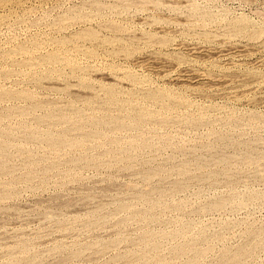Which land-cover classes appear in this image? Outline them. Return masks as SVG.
Here are the masks:
<instances>
[{"label":"rangeland","instance_id":"374dc122","mask_svg":"<svg viewBox=\"0 0 264 264\" xmlns=\"http://www.w3.org/2000/svg\"><path fill=\"white\" fill-rule=\"evenodd\" d=\"M190 1L0 0V264H264V0Z\"/></svg>","mask_w":264,"mask_h":264},{"label":"bare ground","instance_id":"6f19581e","mask_svg":"<svg viewBox=\"0 0 264 264\" xmlns=\"http://www.w3.org/2000/svg\"><path fill=\"white\" fill-rule=\"evenodd\" d=\"M189 1H190V0H189ZM245 1H246V0H245ZM252 1H253V0H252ZM158 2H159V1H158ZM186 2H187V1H185L183 4H185ZM190 2H191V1H190ZM194 2H195V1H194ZM194 2H193V3H194ZM196 2H197V1H196ZM206 2H207V1H206ZM240 2H241V1H240ZM126 3H127V2H126ZM180 3H181V2H180ZM198 3H199V1H198ZM204 3H205V2H204ZM207 3H208V2H207ZM144 4H145V3H144ZM170 4H171V3H170ZM181 4H182V3H181ZM199 4H200V3H199ZM202 4H203V3H202ZM171 5H172V4H171ZM178 5H180V4H178ZM191 5H192V4H191ZM208 5H209V4H208ZM199 6L202 7V5H199ZM204 8H205V7H204ZM208 8H209V7H208ZM180 9H181V8H180ZM197 9H199V8H197ZM205 9L207 10V8H205ZM125 10H126V9H125ZM175 10H176V9H175ZM186 10H187V9H186ZM206 10H205V11L203 10V11L205 12V14H206ZM208 10H209V9H208ZM183 11H184V10H183ZM197 12H198V10H197ZM200 12H201V11H200ZM211 12H212V11H211ZM220 12H221V11H220ZM220 12H219V13H220ZM224 12H225V11H224ZM224 12H223V14H222V13H220V14H222V15L225 16V15H226V14H225L226 12H225V13H224ZM201 13H202V12H201ZM195 14H196V12H195ZM195 14H194V15H195ZM202 14H203V13H202ZM205 14H203V15H205ZM208 14H209V12H208ZM216 14H217V12H216ZM216 14H215V15H216ZM210 15H212V17H213V13H211ZM197 16H198V15H197ZM224 16H223V17H224ZM237 16H238V15H237ZM261 16L263 17V15H260V17H261ZM198 17H199V16H198ZM198 17H197V18H198ZM204 17H205V16H204ZM204 17H203V18H204ZM220 17H221V16H220ZM227 17H228V16H227ZM235 17H236V16H235ZM238 17H239V16H238ZM243 17L246 18L245 16H243ZM247 17H248V16H247ZM175 18H177V17H175ZM184 18H185V17H184ZM199 18H200V17H199ZM199 18H198V19H199ZM205 18H206V17H205ZM213 18H214V17H213ZM201 19H202V18H201ZM206 19H207V18H206ZM206 19H205V20H206ZM208 19H209V18H208ZM211 19H212V18H211ZM226 19H227V18H226ZM229 19H230V18H229ZM232 19H233V18H232ZM189 20H190V19H189ZM189 20L187 19V23H186V24H188ZM213 20H214V19H213ZM220 20H221V19H220ZM230 20H231V19H230ZM239 20H240V18H239ZM248 20H250V19H248ZM145 21H146V20H145ZM175 21H176V20H175ZM175 21H174V22H175ZM227 21H228V20H227ZM240 21H242V20H240ZM149 22H150V21H149ZM197 22H198V21H197ZM201 22H202V21H201ZM206 22H207V21H206ZM208 22H209V21H208ZM212 22H213V21H212ZM217 22H218V21H217ZM219 22H220V21H219ZM233 22H234V21H233ZM233 22H232V23H233ZM237 22H238V21L236 20V24H238ZM249 22L251 23V21H249ZM175 23H177V22H175ZM183 23H185V20L183 21ZM183 23H182V24H183ZM191 23H192V21H191ZM214 23H215V21H214ZM242 23H245V22L242 21ZM177 24H179V23H177ZM189 24H190V23H189ZM189 24H188V26H189V28H190V25H191V24H190V25H189ZM194 24H195V23H194ZM204 24H205V21H204ZM206 24H207V23H206ZM215 24H216V23H215ZM221 24H222V22H221ZM239 24H240V23H239ZM239 24H238V25H239ZM179 25H180V24H179ZM195 25H196V24H195ZM207 25H208V24H207ZM213 25H214V24H213ZM213 25H212V26H213ZM228 25H229V24H228ZM242 25H243V24H242ZM257 25H258V24H257ZM200 26H201V25H200ZM235 26H237V25H235ZM115 27H116V25H115ZM117 27H118V26H117ZM191 27H192V25H191ZM205 27H207V26H204V28H205ZM231 27H232V26H231ZM252 27H254V26H252ZM252 27H251V28H252ZM184 28H185V27H184ZM186 28H188V27H186ZM208 28H209V27H208ZM208 28H207V29H208ZM219 28H220V27H219ZM240 28H241V32H242V28H243V26L240 27ZM245 29H246V27H245ZM248 29H249V27H248ZM117 30H118V28H117ZM184 30H185V29H184ZM188 30H189V29H188ZM203 30H204V29H203ZM252 30H253V28H252ZM263 30H264V29H263ZM175 31H176V30H175ZM186 31H187V30H186ZM186 31H185V32H186ZM201 31H202V30H201ZM201 31H200V32H201ZM207 31H208V30H207ZM210 31H211V30H210ZM224 31H225V30H224ZM83 32H84V31H83ZM188 32H189V31H187V33H188ZM191 32H193V31H191ZM191 32H190V34H191ZM200 32H199V33H200ZM202 32L204 33V31H202ZM213 32H214V31H213ZM230 32H231V31H230ZM230 32H229V33H230ZM256 32H257V31H256ZM170 33H171V32H170ZM176 33H177V32H176ZM181 33H182V32H181ZM214 33H215V32H214ZM237 33H238V32H237ZM245 33H246V32H245ZM249 33H250V32H249ZM79 34H80V33H79ZM81 34H83V33H81ZM81 34H80V35H81ZM90 34H91V33H90ZM92 34H93V32H92ZM193 34H194V33H193ZM230 34H231V33H230ZM238 34H239V33H238ZM85 35H87V34H85ZM198 35H199V34H198ZM206 35H207V34H206ZM208 35H209V34H208ZM208 35H207V36H208ZM215 35H216V34H215ZM240 35H241V34H240ZM255 35H256V34H255ZM185 36H187L186 38L189 37L188 35H185ZM203 36H204V35H203ZM211 36H213V33H212ZM226 36H227V34H226ZM236 36H239V35H236ZM243 36H244V35L242 34V37H243ZM253 36H254V35H253ZM253 36H252V37H253ZM75 37H76V35H75ZM77 37H78V36H77ZM77 37H76V38H77ZM214 37H215V36H214ZM244 37H246V36H244ZM196 38H197V37H196ZM208 38H209V37H208ZM228 39H229V38H228ZM255 39H257V37H255ZM263 39H264V38H263ZM195 40H196V39H195ZM211 40H212V39H211ZM202 41H203V40H202ZM206 41H210V40L208 39V40H206ZM252 41H254V40H252ZM256 41H257V40H256ZM193 42H194V41H193ZM261 42H262V40H261ZM194 43H195V42H194ZM196 43H197V42H196ZM198 43H199V42H198ZM200 43H201V41H200ZM200 43H199V44H200ZM247 43H248V42H247ZM203 44H204V43H203ZM251 44H252V43H251ZM259 44H260V43H259ZM183 45H184V44H183ZM191 45H192V44H191ZM201 45H202V44H201ZM263 45H264V44H263ZM252 46H253V45H252ZM259 47H260V46H259ZM262 47H263V46H262ZM205 48H206V46H205ZM237 48H238V47H237ZM190 49H191V48H190ZM229 49H230V48H229ZM226 52H227V51H226ZM53 53H54V52H53ZM243 53H244V52H243ZM255 53H256V52H255ZM257 54H259V53H257ZM53 55H54V54H53ZM53 55H50V56H51V59H52V56H53ZM216 55H217V54H216ZM56 56L58 57L59 55H56ZM57 57H56V58H57ZM203 57H204V56H203ZM54 58H55V56H54ZM247 58H248V57H247ZM47 59H48V58H46V61H47ZM149 59H150V58H149ZM149 59H148V60H149ZM152 59H153V58H152ZM52 60H53V59H52ZM52 60H51V61H52ZM55 60H56V59H55ZM243 60H244V59H243ZM53 61H54V60H53ZM48 62H49V61H48ZM219 68H220V67H219ZM248 79H249V78H248ZM131 80H132V79H131ZM81 81H82V80H81ZM223 83H224V82H223ZM225 83H226V82H225ZM83 84H84V83H83ZM254 84H255V83H254ZM240 86H241V85H240ZM253 86H254V85H253ZM249 87H250V86H249ZM102 88H103V87H102ZM108 88H109V87H108ZM108 88L106 87V89H108ZM142 88H143V87H142ZM110 89H111V88H110ZM161 90H162V89H161ZM106 91H107V90H106ZM106 91H105V93H106ZM112 91H113V90H112ZM112 91H107V94L111 93ZM154 91H155V89H154ZM162 91H164V90H162ZM162 91H161V92H162ZM10 92H11V91H10ZM156 92H157V90H156ZM161 92H160V93H158V92H157V93L153 92V93H150V94H149V92H148L147 94H149V97H151V99H152V101H153V98H154V100H155V99L159 98L160 95L163 94V92H162V94H161ZM164 92H165V91H164ZM166 92H169V91L166 90ZM166 92H165V93H166ZM232 92H233V91H232ZM247 92H248V91H247ZM13 93H14V92H13ZM13 93H12V94H13ZM165 93H164V94H165ZM169 93H170V92H169ZM233 93H234V92H233ZM241 93H242V92H241ZM1 94H2V93H0V95H1ZM3 94L6 96V94H5L4 92H3ZM8 94H9V91H8ZM10 94H11V93H10ZM12 94H11V95H12ZM22 94H23V93H22ZM25 94H26V93H25ZM112 94H113V92H112ZM112 94H110V95L112 96ZM133 94H134V93H133ZM164 94H163V95H164ZM166 94H168V93H166ZM166 94H165L164 96H166ZM170 94H171V93H170ZM170 94H168V95H170ZM16 95H17V94H16ZM19 95H21V94H18V97H19ZM28 95H29V94H28ZM114 95H116V94H114ZM168 95H167V97H164V99H165V98H168V99H169ZM1 96H2V95H1ZM13 96H14V95H13ZM111 96H108V97H106V98L108 99V98H110ZM146 96H147V95H146ZM171 96H173V97H171V98L174 99V95H171ZM2 97H3V96H2ZM2 97H1V98H2ZM8 97H9V95H8ZM16 97H17V96H16ZM18 97H17V98H18ZM22 97H23V96H22ZM25 97H26V96H25ZM29 97H30V95H29ZM112 97H113V96H112ZM1 98H0V99H1ZM12 98H13V97H12ZM106 98H105V99H106ZM114 98H116V97L114 96ZM145 98H146V97H145ZM145 98H144V99H145ZM175 98H176V97H175ZM244 98H245V97H244ZM4 99H5V98H4ZM14 99H16V98L14 97ZM24 99H27V98H24ZM151 99H150V100H151ZM162 99H163V96H162V98L159 99V100H162ZM168 99H167V101H168ZM173 99H170V100L174 101ZM181 99H182V98H181ZM9 100H10V98H9ZM112 100H114V99H112ZM145 100H146V99H145ZM148 100H149V99H148ZM150 100H149V101H150ZM159 100H158V101H159ZM170 100H169V101H170ZM262 100H263V99H262ZM88 101H89V100H88ZM107 101H109V99H108ZM158 101H157V102H158ZM169 101H168V102H169ZM150 102H151V101H150ZM153 102H154V101H153ZM155 102H156V101H155ZM159 102H160V101H159ZM161 102H163V105L165 104V103H164V100L161 101ZM165 102H166V100H165ZM168 102H167V104H168ZM33 103L35 104L36 102H33ZM37 103H38V102H37ZM108 103H110V102H108ZM113 103H114V102H113ZM170 103H171V102H170ZM170 103H169V104H170ZM173 103H175V102H172V104H173ZM132 104H133V103H132ZM132 104H131V105H132ZM167 104H166V105H167ZM31 105H32V104H31ZM36 105H37V104H36ZM38 105H39V103H38ZM128 105H129V103H128ZM131 105H130V106H131ZM136 105H137V104H136ZM136 105H134V106H136ZM170 105H171V104H170ZM46 106H47V105H46ZM46 106H45V109H46ZM114 106H115V105H114ZM116 106H117V105H116ZM118 106H119V105H118ZM134 106L132 105V108H133ZM36 107H37V106H36ZM42 107H43V106H42ZM119 107H120V106H119ZM126 107H129V106H126ZM136 107H137V109H138V106H136ZM139 107H140V106H139ZM161 107H162V106H161ZM165 107H169V106H165ZM173 107H174V106H173ZM31 108L33 109V107H31ZM43 108H44V107H43ZM47 108L49 109L50 107H47ZM140 108H141V107H140ZM144 108H145V107H144ZM34 109H35V108H34ZM48 109H47V111H48ZM121 109H123V107H121ZM124 109H126V108H124ZM124 109H123V110H124ZM165 109H166V108H165ZM5 110H6V109H5ZM10 110H11V107H10V109L8 110V112H12V111H10ZM13 110H14V108H13ZM17 110H19V108H18ZM17 110H15V111L18 113ZM20 110H21V109H20ZM29 110H30V109H29ZM50 110H51V109H50ZM82 110H83V109H82ZM127 110H128V109H127ZM127 110H126V111H127ZM135 110H136V109H135ZM135 110H134V111H135ZM138 110H140V109H138ZM141 110L143 111V110H146V109H143V107H142ZM21 111H22V110H21ZM23 111H24V110H23ZM124 111H125V110H124ZM128 111H131V112H132L133 110L129 108ZM128 111H127V112H128ZM134 111H133L132 113H134ZM142 111H141V112H142ZM6 112H7V111H6ZM8 112H7V113H8ZM24 112H25V111H24ZM44 112H45V114H48L46 111H44ZM49 112H50V111H49ZM76 112H77V111H76ZM141 112L139 111V114H137V115H138V118H141V119H139V120H142V117L145 115L144 113L141 114ZM144 112H145V111H144ZM4 113H5V112H4ZM14 113H15V112H14ZM20 113H21V112H20ZM74 113H75V112H74ZM74 113H73V114H74ZM79 113H80V111H79ZM123 113H125V112H123ZM137 113H138V111H137ZM150 113H151V112H150ZM12 114H13V113H12ZM49 114H50V113H49ZM51 114H52V112H51ZM62 114H63V113H62ZM62 114H61L60 117H58L59 120H61V117H62V116L64 117V115H65V114H63V115H62ZM66 114H67V113H66ZM70 114H71V113H70ZM75 114H76V116H75V115H74V116L77 117L78 114H77V113H75ZM102 114H103V113H102ZM125 114H126V113H125ZM135 114H136V111H135ZM147 114H148V110H147ZM151 114H152V113H151ZM151 114H150V115H151ZM4 115H5V114H4ZM21 115H23V114L21 113ZM39 115H40V114H39ZM53 115H54V114H53ZM55 115H56V114H55ZM55 115H54V118H55ZM68 115H69V114H68ZM81 115H82V114H81ZM107 115H109V114H107ZM128 115H131V114L129 113ZM128 115H127V116H128ZM8 116H9V114H8ZM66 116H67V115H66ZM74 116H73V117H74ZM78 116L82 118V116H80V115H78ZM109 116L111 117L112 115H109ZM109 116H108L107 119H108V120H111L112 118H109ZM120 116H122V115H120ZM125 116H126V115H125ZM152 116H153V115H152ZM152 116L150 117L151 119H152ZM155 116H156V115H154V117H155ZM42 117H43V116H42ZM69 117H71V116H69ZM79 117H77V118H79ZM91 117H92V115H91ZM105 117H106V115H105ZM112 117H114V116H112ZM148 117H149V116H148ZM156 117L158 118V116H156ZM184 117H185V116H184ZM43 118H44V117H43ZM51 118H52V117H51ZM54 118H53V120H54ZM67 118H68V116H67L66 118H64V119H66V122L71 121V120H67ZM71 118H72V117H71ZM71 118H70V119H71ZM81 118H80V119H81ZM84 118H85V117H84ZM115 118H116V117H115ZM130 118H131V117H130ZM157 118H155V119H157ZM166 118H167V117H166ZM194 118H195V117H194ZM47 119H48V117H47ZM80 119H78V120L80 121ZM104 119H105V118H104ZM107 119H106V120H107ZM123 119H124V118H123ZM127 119H128V118H127ZM127 119H125V120H127ZM145 119H147V117H146ZM162 119H163V118H162ZM184 119H187V118L185 117ZM190 119H191V118H190ZM190 119L188 118L187 120L189 121ZM41 120H42V119H41ZM55 120H56V119H55ZM55 120H54L52 123H55ZM62 120H63V118H62ZM72 120H73V119H72ZM74 120L76 121V119H74ZM74 120H73V121H74ZM82 120H83V119H82ZM87 120H88V119H87ZM87 120H86V121H87ZM93 120H94V119H93ZM98 120L100 121V119H98ZM117 120H118V119H117ZM117 120L115 119V121H117ZM147 120H148V119H147ZM147 120H146V122H147ZM163 120H164V119H163ZM195 120H196V119H195ZM204 120H205V119H204ZM45 121H46V120H45ZM45 121H44V123H45ZM49 121H50V120H47L46 122H49ZM57 121H58V120H57ZM64 121H65V120H64ZM73 121H72V123H73ZM79 121H78V122H79ZM86 121H82V122H85V124L83 123L84 125H86ZM90 121H91V120H90ZM101 121H102V119H101ZM103 121H104V120H103ZM118 121H119V122L121 121V123H123L122 119H121V120H118ZM118 121H117V122H118ZM131 121H133V120H131ZM135 121H136V120H135ZM142 121H143V120H142ZM142 121H141V122H142ZM164 121H165V120H164ZM164 121H163V122H164ZM190 121H191V120H190ZM199 121H200V120H199ZM41 122H42V121H41ZM76 122H77V121H76ZM87 122H88V121H87ZM105 122H106V121H105ZM107 122H108V121H107ZM110 122H111V121H110ZM125 122H126V121H125ZM128 122H129V121H128ZM128 122H126V123H128ZM138 122H139V121H138ZM191 122H192V121H191ZM197 122H198V121H197ZM50 123H51V122H50ZM56 123H57V122H56ZM60 123H62V122H60ZM80 123H81V122H80ZM92 123H94V122H92ZM100 123H101V122H100ZM108 123H109V122H108ZM108 123H107V125H108ZM121 123H120V124H121ZM135 123H137V122H135ZM135 123H134V124H135ZM194 123H195V122H194ZM69 124H70V123H69ZM69 124H68V125H69ZM73 124H74V123H73ZM76 124H77V123H76ZM96 124H97V123H95V125H96ZM101 124H102V123H101ZM101 124H99V125H101ZM104 124H106V123H104ZM113 124H114V122H113ZM124 124H125V123H124ZM132 124H133V123H132ZM132 124H131V122H130L129 127H130V125H132ZM142 124H143V123H142ZM23 125H24V124H23ZM70 125H71V124H70ZM115 125H116V123H115ZM115 125H113V126L115 127ZM117 125H118V124H117ZM137 125H138V126H143V125H139V123H137ZM144 125H145V124H144ZM59 126H60V125H59ZM72 126H75V124L72 125ZM77 126H79V125H77ZM87 126H88V125H87ZM101 126L104 127V125H101ZM113 126H111V127H113ZM133 126H134V125H133ZM81 127H82V124H81ZM88 127H89V126H88ZM102 127H101V128H102ZM105 127H106V125H105ZM105 127H104V128H105ZM109 127H110V126H109ZM116 127L118 128V127H120V126H116ZM121 127H123V126H121ZM124 127H126V126H124ZM129 127H128V128H129ZM135 127H136V126H134L133 128H135ZM25 128H27V127H25ZM29 128H30V127H28L27 131H25V132H29V133H30V130H31V131L33 130V128H31V129L29 130ZM68 128H69V126H68ZM92 128H93V127H92ZM136 128H138V127H136ZM139 128H140V127H139ZM6 129H7V128H6ZM6 129H5V131H6ZM82 129H83V128H81L80 130H82ZM93 129H94V131H95L96 127L93 128ZM98 129H99V127L97 128V130H98ZM108 129H109V128H108ZM130 129H131V127H130ZM7 130H8V129H7ZM13 130H14V129H13ZM25 130H26V129H25ZM28 130H29V131H28ZM77 130H79V129H77ZM114 130H116V129H114ZM114 130H113V131H114ZM2 131H4V130H2ZM22 131H23V130H22ZM53 131H54V130H53ZM53 131H52V132H53ZM70 131H71V130H70ZM70 131H69V132H70ZM74 131H75V130H74ZM82 131H83V130H82ZM82 131H81V132H82ZM88 131H89V130H88ZM100 131H101V130H100ZM100 131H98V132H100ZM102 131L104 132V130H102ZM111 131H112V130H111ZM25 132H23V133L25 134ZM34 132H35V130H34ZM36 132H39V130H38V131L36 130ZM41 132H42V131H41ZM49 132H50V131H49ZM49 132L47 133V135L50 134ZM65 132H66V131H65ZM71 132H72V131H71ZM3 133L5 134V132H3ZM9 133L12 134L11 131H10ZM60 133H61V131H60ZM63 133H64V132H63ZM84 133H85V131H84ZM91 133H92V132H91ZM108 133H109V132H108ZM11 134H10V135H11ZM30 134H31V133H30ZM30 134H28V135H30ZM32 134H33V133H32ZM42 134H43V133H42ZM52 134H53V133H52ZM52 134H50V135H52ZM55 134H56V133H55ZM67 134H68V133H67ZM67 134H66V135H67ZM101 134H103V133L101 132ZM101 134H100V135H101ZM104 134H105V133H104ZM104 134H103V136H104ZM106 134H107V132H106ZM106 134H105V135H106ZM109 134H110V133H109ZM0 135H1V133H0ZM2 135H3V134H2ZM2 135H1V138H3V136H4V135H3V136H2ZM5 135H6V134H5ZM26 135H27V134H26ZM35 135H36V134H35ZM39 135H41V134H39ZM66 135L63 134V136H66ZM80 135H81V134H80ZM86 135H87V134H86ZM94 135H95V134H94ZM100 135H99L98 137H99L100 139H102L103 136H100ZM107 135H108V134H107ZM107 135H106V137L108 138ZM6 136L8 137L9 134H7ZM12 136H13V135H12ZM12 136H10V138H11ZM32 136H33V135H32ZM36 136H37V135H36ZM36 136H34V137H36ZM48 136H49V135H48ZM48 136H47V138H48ZM54 136H55V135H54ZM54 136H53V137H54ZM57 136L59 137V135H57ZM68 136H70V135L68 134L67 137H68ZM89 136H91V135H89ZM89 136H88V137H89ZM95 136H96V135H95ZM25 137H26V136H25ZM27 137H28V136H27ZM29 137H30V136H29ZM34 137H33V138H34ZM38 137H39V136H38ZM60 137L62 138V135H61ZM67 137H66V140H68V142L65 141V139H64L65 137L63 138V140L65 141V143L70 144L72 141H74V139H72V138H73L72 136H71L70 140H69V137H68V138H67ZM83 137H84V136H83ZM83 137L81 138L82 141H83V139L85 138V137H84V138H83ZM92 137H94V136L92 135ZM92 137H91V138H92ZM98 137H97V138H98ZM101 137H102V138H101ZM5 138H6V137H5ZM13 138H14V137H13ZM30 138H31V137H30ZM36 138H37V137H36ZM39 138H40V137H39ZM41 138H42V137H41ZM44 138H45V137H44ZM47 138H46V139H47ZM56 138H57V137H56ZM61 138H57V139H56V142H57L59 139L62 140ZM74 138H75V137H74ZM94 138H96V137H94ZM104 138H105V136H104ZM3 139H4V138H3ZM3 139H0V140L2 141ZM27 139H28V138H27ZM46 139H45V140H46ZM48 139H49V138H48ZM53 139H54V138H53ZM71 139H72V141H71ZM76 139H77V138H76ZM78 139H80V138H78ZM81 139H80V140H81ZM110 139H111V137H110ZM260 139H261V138H260ZM13 140H14V139H13ZM29 140H30V139H29ZM31 140H32V139H31ZM35 140H36V139H35ZM40 140H41V139H40ZM42 140H43V139H42ZM85 140H86V139H85ZM107 140H108V139H107ZM133 140H134V139H133ZM135 140H137V139H135ZM138 140H139V139H138ZM6 141H7V140H6ZM6 141H5V142H6ZM9 141H10V143H11L12 139H11V140L9 139ZM69 141H71V142L69 143ZM76 141H77V140H76ZM109 141H110V143H112V142H113V138H112V142H111V140H109ZM109 141H108V142H109ZM5 142H4V144H5ZM7 142H8V141H7ZM7 142H6V143H7ZM33 142H34V140H33ZM37 142H38V140H37ZM58 142H59V141H58ZM60 142H61V141H60ZM131 142H132V140H131ZM135 142L137 143V141H135ZM0 143H1V142H0ZM10 143H9V144H10ZM27 143H28V142H27ZM43 143H44V142H43ZM63 143H64V142H62V146L64 145ZM73 143H74V142H73ZM73 143H71V145H72ZM78 143L81 144V142H78ZM78 143H76V144H78ZM83 143H84V142H83ZM133 143H134V142H133ZM133 143H131V144L133 145ZM136 143H135L134 145H136ZM230 143H231V142H230ZM239 143H240V142H239ZM45 144H46V143H45ZM60 144H61V143H60ZM74 144H75V143H74ZM79 144H78V145H79ZM129 144H130V143H129ZM6 145H7V144H6ZM12 145H13V146H17V145H14V144H13V141H12ZM71 145H70V146H71ZM134 145H133V146H134ZM141 145H143V144H141ZM13 146H12V147H13ZM38 146H39V145H38ZM47 146H49V145H47ZM50 146H51V144H50ZM50 146H49V147H50ZM60 146H61V145H60ZM60 146H57V147H60ZM67 146H68V145H67ZM129 146H130V145H129ZM228 146H229V145H228ZM1 147H2V146H1ZM1 147H0V148H1ZM8 147H9V145H8ZM17 147H19V146H17ZM22 147H23V146H22ZM49 147H48V148H49ZM64 147H65V146H64ZM64 147H63V149H65ZM79 147H80V145L78 146V148H79ZM130 147H131V146H130ZM134 147H135V146H134ZM134 147H133V148L131 147L132 149H130V150L133 151V150H134ZM248 147H249V146H248ZM5 148H7V147H5ZM20 148H21V145H20ZM52 148H53V147H51L50 149H52ZM54 148H55V147H54ZM72 148H73V147H72ZM249 148H250V147H249ZM249 148L245 147L246 151H245L244 153H246V152H247V149L249 150ZM3 149H4V147H3ZM3 149L1 148V150H3ZM9 149H10V148H9ZM57 149H58V148H57ZM57 149H56V150H57ZM67 149H68V148H67ZM127 149H128V148H127ZM135 149H136V147H135ZM209 149H210V148H209ZM212 149H213V147H212ZM52 150H53V149H52ZM52 150H50V151H52ZM54 150H55V149H54ZM54 150H53V151H54ZM68 150H70V149H68ZM71 150H72V149H71ZM117 150H118V149H117ZM136 150H137V149H136ZM250 150H251V149H250ZM250 150H249V151H250ZM107 151H108V150H107ZM120 151H122V149H121ZM124 151H125V150H124ZM1 152H4V150L1 151ZM112 152H113V151L110 150V153H112ZM115 152H117V151H115ZM122 152H123V151H122ZM128 152H129V150H128ZM128 152L126 151V153H128ZM260 152H261V151H260ZM113 153H114V152H113ZM118 153H119V151H118L116 154H118ZM120 153H121V152H120ZM124 153H125V152H124ZM252 153H253V152H252ZM116 154H115V155H116ZM248 154H249V153H248ZM119 155H120V154H119ZM125 155H126V154H125ZM125 155H122V156L124 157ZM236 155H237V154H236ZM246 155H247V154H246ZM251 155H252V154H251ZM112 156H114V155H112ZM116 156H117V155H116ZM116 156H114L113 159H116V158L118 159V157H121V156H118V157H116ZM127 156H128V154H127ZM127 156H125V157H127ZM7 157H8V156H7ZM90 157H91V156H90ZM90 157H89V158H90ZM115 157H116V158H115ZM129 157H131V156H129ZM249 157H250V156H249ZM91 158H93V156H92ZM91 158H90V159H91ZM121 158H122V157H121ZM121 158H120V159H121ZM232 158H234V157L232 156ZM241 158H242V157H241ZM245 158H246V156H245ZM245 158H243V159L245 160ZM76 159H77V158H76ZM78 159H79V158H78ZM90 159H89V160H90ZM93 159H94V158H93ZM95 159H96V158H95ZM95 159H94L93 161H95ZM124 159L126 160V158H124ZM239 159H240V158H239ZM239 159H238V160H239ZM243 159H242V160H243ZM246 159H247V158H246ZM260 159H261V157H260ZM87 160H88V158H87ZM89 160H88V161H89ZM100 160H101V159H100ZM106 160H107V159H106ZM128 160H129V159H128ZM212 160H213V162H214V159H212ZM234 160L237 161V160H236V157H235ZM234 160H233V161H234ZM244 160H243V161H244ZM28 161H29V160H28ZM68 161H72V160L70 159V160H68ZM68 161H67V162H68ZM73 161H74V160H73ZM73 161H72V162H73ZM75 161H76V160H75ZM88 161H86V163H87ZM93 161H92V162H93ZM121 161H122V160H121ZM126 161H127V160H126ZM126 161H125V162H126ZM2 162H3V161H2ZM95 162H98V160L95 161ZM117 162H118V161H117ZM222 162H223V160H222ZM222 162H221V163H222ZM244 162H245V161H244ZM258 162H259V161H258ZM4 163H5V162H4ZM78 163H79V162H78ZM80 163H82V162H80ZM83 163H84V162H83ZM86 163H84V164H85V165H89V164H91V163H89V164H86ZM98 163H99V162H98ZM98 163H97V164H98ZM122 163H123V162H122ZM215 163H217V161H216ZM218 163H219V161H218ZM221 163H220V164H221ZM225 163H226V162H224L223 164H225ZM228 163H230V162H228ZM240 163H241V162H240ZM248 163H249V161H248ZM256 163H257V162H256ZM0 164H3V163H0ZM5 164H6V163H5ZM74 164H75V163H74ZM84 164H83V165H84ZM92 164H93V163H92ZM195 164H196V163H195ZM223 164H222V165H223ZM226 164H227V163H226ZM71 165H72V164H71ZM198 165H199V163H198ZM204 165H205V164H204ZM228 165H229V164H228ZM228 165H227V166H228ZM7 166H8V165H7ZM7 166H6V167H7ZM202 166H203V164H202ZM217 166H219V165H217ZM225 166H226V165H225ZM1 167H2V166H1ZM3 167H4V165H3ZM184 167H185V166H184ZM229 167H230V166H229ZM217 168H218V167H217ZM2 169H3V168H2ZM7 169H8V168H7ZM221 169H222V168H221ZM224 169H225V168H224ZM228 169H229V168H228ZM31 170H32V169H31ZM183 170H184V169H183ZM187 170H188V169H187ZM8 171H9V170H8ZM32 171H33V170H32ZM217 171L219 172L220 170H217ZM229 171H231V170H229ZM179 172H181V171H179ZM210 172H211V171H210ZM218 172H217V175H218ZM0 173L2 174V171H1ZM5 173H6V172H5ZM8 173H10V172H8ZM188 173H190V172H188ZM213 173H214V172H213ZM229 173H230V172H229ZM3 174H4V173H3ZM182 174H183V173H182ZM184 174H185L184 176H187L186 173H184ZM207 174H208V173H207ZM214 174H215V173H214ZM220 174H222V173H220ZM226 174L228 175V173H226ZM27 175H28V174H27ZM29 175H31L30 172H29ZM188 175H189V174H188ZM190 175H191V174H190ZM224 175H225V174H223L222 176H224ZM159 176H160V175H159ZM218 176H219V175H218ZM26 177H27V176H26ZM148 177H149V176H148ZM204 177H206V176H204ZM225 177H226V176H225ZM28 178H30V177L28 176ZM209 178H210V177H209ZM219 178H221V176H219ZM146 179H147V178H146ZM184 179H185V178H184ZM188 179H189V178H188ZM214 179H215V178H214ZM217 179H218V178H217ZM223 179H224V177H223ZM178 181H179V180H178ZM183 181H184V180H183ZM215 181H216V180H215ZM182 184H183V183H182ZM174 185H175V184H174ZM176 185H177V184H176ZM180 185H181V184H180ZM179 187H180V186H179ZM8 189H9V188H8ZM181 189H182V187H181ZM181 189H180V190H181ZM171 190H172V189H171ZM175 190L177 191L178 189L175 188ZM5 191H6V192H7V191L10 192V190H5ZM176 191H175V192H176ZM6 192H5V193H6ZM177 192H178V191H177ZM3 193H4V192H3ZM8 195H9V194H8ZM142 196H143V195H142ZM144 196H145V195H144ZM146 196H148V195H146ZM1 197H3V196H1ZM144 198H145V197H144ZM216 198H217V197H216ZM218 198H219V197H218ZM232 198H233V197H232ZM235 198H236V197H235ZM141 199H142V198H141ZM147 199H148V197H147ZM147 199H146V200H147ZM219 199H220V198H219ZM219 199H218V200H219ZM224 199H225V198H224ZM224 199L222 198V200H224ZM226 199H230V197H228V198H226ZM226 199H225V200H226ZM142 200H143V199H142ZM146 200H145V201H146ZM220 200H221V199H220ZM220 200H219V201H220ZM240 200H241V199H240ZM145 201L143 200L142 202H145ZM215 201H216V200H215ZM229 201H231V200H229ZM229 201H228V203H229ZM212 202H213V200H212ZM212 202H211V203H212ZM220 202H221V201H220ZM220 202H219V203H220ZM223 202H224V201H223ZM226 202H227V201H226ZM226 202H225V203H226ZM232 202H233V201H232ZM237 202H238V201H237ZM239 202L242 203L241 201H239ZM213 203H215V202H213ZM219 203H218V204H219ZM225 203H224V204H225ZM233 203H234V202H233ZM122 204H123V203H122ZM122 204H121L120 206H122ZM218 204H217V205H218ZM221 204H222V203H221ZM118 205H119V204H118ZM118 205H117V206H118ZM125 205H127V204H125ZM212 205H214V204H212ZM217 205H216V207H217ZM218 206H220V205H218ZM222 206H223V205H222ZM125 207H127V206H125ZM214 207H215V205H214ZM127 208L130 209V207H127ZM211 208H212V207H211ZM217 208H218V207H217ZM121 209H122V208H121ZM203 209H204V208H203ZM207 209H210V206H209V208H207ZM212 209H213V208H212ZM215 209H216V208H215ZM127 210H128V209H127ZM262 229H263V228H262ZM259 230H260V229H259ZM178 231H179V230H178ZM183 231H184V232H187V231H185V229H184ZM179 232H180V231H179ZM181 232H182V229H181ZM181 232H180V233H181ZM182 233H183V232H182ZM182 233H181V235H182ZM146 234H147V233H146ZM150 234H151V233H150ZM150 234H149V235H150ZM171 234H172V233H171ZM171 234H169V237H170ZM173 234H175V232H174ZM176 234H177V232H176ZM176 234H175V235H176ZM183 234H184V233H183ZM260 234H261V233H260ZM262 234H263V232H262ZM177 235H178V234H177ZM181 235H180V238H181ZM142 236H143V235H142ZM152 236H153V235H152ZM166 236H167V235H166ZM172 236H173V235H172ZM261 236H262V235H261ZM174 237H175V236H174ZM178 237H179V236H178ZM182 237H185V236H182ZM186 237H187V236H186ZM189 237H191V236H189ZM258 237H260V236H258ZM151 238H153V237H151ZM151 238L148 237V239H147V237H146L147 240H149V239H151ZM170 238H172V237H170ZM193 238H194V237H193ZM260 238H261V237H260ZM262 238H263V236H262ZM262 238H261V239H262ZM146 239H145V240H146ZM153 239H156V238H153ZM182 239H184V238H182ZM187 239H189V238L187 237ZM190 239H191V238H190ZM190 239H189V242L191 241ZM194 239H197V238H194ZM257 239L259 240V238H257ZM261 239H260V240H261ZM141 240H142V239H141ZM197 240H198V239H197ZM262 240H264V238H263ZM262 240H261V241H262ZM153 241H154V240H153ZM184 241H185L184 243L187 244L186 240H184ZM192 241H193V239H192ZM261 241L259 242V244H260V243L264 244V243H263L264 241H263V242H261ZM154 242H156V240H155ZM150 243L155 244V243H153V242H150ZM256 243H257V242H256ZM256 243H254L255 246H256ZM147 244H148V242H147ZM147 244L145 243V246H146ZM181 244H182V242H181ZM186 244H185V245H186ZM254 244H253V245H254ZM155 245H156V244H155ZM155 245H154V246H155ZM157 245H158V244H157ZM248 245H251V244H248ZM145 246H144V247H145ZM148 246H149V245H148ZM151 246H153V245H151ZM151 246H150V247H151ZM178 246H179V245H177L176 247H178ZM188 246H189V243H188ZM188 246H187V247H188ZM246 246H247V245H246ZM251 246H252V245H251ZM22 247H23V245H22ZM22 247H20V249H21ZM144 247H143V248H144ZM157 247H158V246H157ZM174 247H175V246H174ZM241 247H242V246H241ZM241 247H240L239 250H241ZM244 247H245V246H244ZM249 247H250V246H249ZM152 248H153V247H152ZM159 248H160V246H159ZM172 248H173V247H172ZM179 248H180V247H179ZM182 248H183V247H182ZM182 248H180V249H176V250H182ZM245 248H246V247H245ZM247 248H248V247H247ZM247 248H246V249H247ZM22 249H23V248H22ZM22 249H21V251H23ZM24 249H25V248H24ZM100 249H101V248H100ZM102 249H103V247H102ZM145 249H146V248H144L143 250H145ZM153 249H154V248H153ZM153 249H152V250H153ZM156 249H157V248H156ZM156 249H155L154 251L157 252L159 249H158V250H156ZM243 249H244V248H243ZM152 250H151V252H152ZM172 250H173V252H174L175 248H173ZM176 250H175V251H176ZM184 250H187V249H184ZM184 250H182V251L184 252ZM188 250H189V247H188ZM188 250H187V252H188ZM199 250H200V249H199ZM21 251H19V252H21ZM61 251H62V250H61ZM76 251H77V250H76ZM79 251H80V250H79ZM128 251H129V250H128ZM145 251H147V250H145ZM148 251H150V250H148ZM226 251H227V250H226ZM25 252H26V251H25ZM126 252H127V251H126ZM129 252H132V251H129ZM129 252H127V253L131 255L132 253H129ZM151 252H150V253H151ZM180 252H181V251H180ZM180 252H175V253L177 254V253H180ZM183 252H181V253H183ZM185 252H186V251H185ZM187 252H186V253H187ZM194 252H195V250H194ZM194 252H193V256H194V254H196V252H195V253H194ZM227 252H228V251H227ZM239 252H240V251H239ZM239 252H238V253H239ZM241 252H242V251H241ZM243 252H244V251H243ZM243 252H242V253H243ZM251 252H252V251H251ZM137 253H138V252H137ZM141 253L144 254L143 252H141ZM152 253H153V252H152ZM152 253H151V254H152ZM171 253H172V252H171ZM175 253H174V255H176ZM197 253H198V250H197ZM202 253H203V252H202ZM238 253H237V255H236L237 257H238ZM22 254H23V252H22ZM22 254H21V255H22ZM24 254H25V253H24ZM72 254H74V253H72ZM78 254H79V253H78ZM128 254H127V255H128ZM133 254H134V252H133ZM133 254H132V255H133ZM151 254L148 253V255L146 254V256L150 257L149 255H151ZM156 254H157V253H156ZM156 254H154V255H156ZM198 254H199V253H198ZM203 254H204V253H203ZM225 254H227V253H225ZM225 254H224V256H225ZM240 254H241V253H240ZM249 254H250V252H249ZM123 255L126 256L125 254H123ZM140 255H141V254H140ZM183 255H185V254H183ZM199 255H200V254H199ZM199 255H196V256L198 257ZM204 255H205V254H204ZM246 255H247V254H246ZM73 256H74V255H73ZM76 256H77V254H76ZM79 256H80V255H79ZM79 256H78V257H79ZM124 256H122V257H124ZM128 256H129V255H128ZM134 256H135V255H133L132 258H133ZM152 256H153V254H152ZM179 256H180V255H178V257H179ZM200 256H201V255H200ZM200 256H199L198 259L196 258L197 260H195V258H192V259H194L195 261H198V260H200V258L202 259V257H203V255H202V257H200ZM226 256H227V255H226ZM234 256H235V255H234ZM242 256H244V255H242ZM21 257H22V256H21ZM140 257H141V256H140ZM194 257H195V256H194ZM23 258H24V257H23ZM124 258H125V257H124ZM126 258H127V256H126ZM128 258H130V257H128ZM135 258H136V257H135ZM135 258H134V259H135ZM146 258H147V257H146ZM150 258H151V257H150ZM15 259H18V258H15ZM19 259H21V258H19ZM19 259L16 260V261H19ZM33 259H34V258H33ZM140 259H141V258H140ZM192 259H191V260H192ZM225 259L227 260V259H229V257H227V258L225 257ZM225 259H224V260H225ZM234 259H235V258H234ZM243 259H244V258H243ZM243 259H242V263H243ZM7 260L9 261V259H7ZM7 260H5V261H7ZM141 260H142V259H141ZM146 260H147V259H146ZM191 260H190V261H191ZM194 260H192V261H194ZM236 260H237V259H236ZM236 260H235V261H236ZM5 261H4V262H5ZM8 261H7V262H8ZM11 261H14V260H12V258H11ZM32 261H33V260H32ZM143 261H145V260H143ZM192 261H191V262H192ZM230 261H231V260H230ZM235 261H234V262H235ZM240 261H241V259H240ZM7 262H6V263H7ZM16 263H17V262H16ZM221 263H222V261H221ZM229 263H231V262H229ZM236 263H237V262H236ZM238 263H239V262H238ZM2 264H4V263H2ZM164 264H165V263H164ZM166 264H168V263H166ZM239 264H241V262H240Z\"/></svg>","mask_w":264,"mask_h":264}]
</instances>
